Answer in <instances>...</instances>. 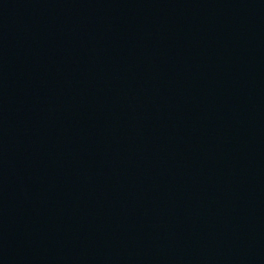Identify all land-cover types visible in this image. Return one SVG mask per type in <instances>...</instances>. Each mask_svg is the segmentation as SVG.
<instances>
[{
  "label": "water",
  "instance_id": "water-1",
  "mask_svg": "<svg viewBox=\"0 0 264 264\" xmlns=\"http://www.w3.org/2000/svg\"><path fill=\"white\" fill-rule=\"evenodd\" d=\"M0 264H264V0H0Z\"/></svg>",
  "mask_w": 264,
  "mask_h": 264
}]
</instances>
